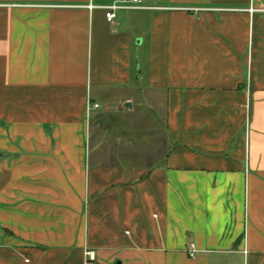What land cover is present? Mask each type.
<instances>
[{"label": "crops", "instance_id": "0c3cea01", "mask_svg": "<svg viewBox=\"0 0 264 264\" xmlns=\"http://www.w3.org/2000/svg\"><path fill=\"white\" fill-rule=\"evenodd\" d=\"M115 1L0 0V264H264V0Z\"/></svg>", "mask_w": 264, "mask_h": 264}, {"label": "built area", "instance_id": "2783aa9c", "mask_svg": "<svg viewBox=\"0 0 264 264\" xmlns=\"http://www.w3.org/2000/svg\"><path fill=\"white\" fill-rule=\"evenodd\" d=\"M147 0H117L110 5L100 6L99 8L105 11L106 19L110 24H114L117 20V13L121 10H148L155 9V7L148 6ZM93 8L92 6L90 7ZM91 108H99V105H89L88 110ZM190 257H195L198 254V250L195 245L192 244L188 250ZM85 255L87 259L94 261L95 253L93 251L86 250Z\"/></svg>", "mask_w": 264, "mask_h": 264}, {"label": "water", "instance_id": "95a60500", "mask_svg": "<svg viewBox=\"0 0 264 264\" xmlns=\"http://www.w3.org/2000/svg\"><path fill=\"white\" fill-rule=\"evenodd\" d=\"M126 106L127 107H131V104L128 102V103H126Z\"/></svg>", "mask_w": 264, "mask_h": 264}]
</instances>
